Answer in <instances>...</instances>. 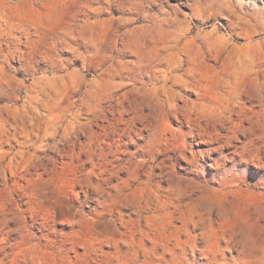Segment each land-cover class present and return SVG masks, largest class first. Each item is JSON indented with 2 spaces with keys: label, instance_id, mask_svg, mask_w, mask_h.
Masks as SVG:
<instances>
[{
  "label": "clouds",
  "instance_id": "clouds-1",
  "mask_svg": "<svg viewBox=\"0 0 264 264\" xmlns=\"http://www.w3.org/2000/svg\"><path fill=\"white\" fill-rule=\"evenodd\" d=\"M0 264H264V0H0Z\"/></svg>",
  "mask_w": 264,
  "mask_h": 264
}]
</instances>
